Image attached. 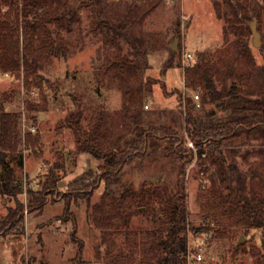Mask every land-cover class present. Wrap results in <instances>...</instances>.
<instances>
[{
  "label": "trees",
  "instance_id": "16d2710c",
  "mask_svg": "<svg viewBox=\"0 0 264 264\" xmlns=\"http://www.w3.org/2000/svg\"><path fill=\"white\" fill-rule=\"evenodd\" d=\"M261 4L215 0L225 32L237 39L216 56L200 54L197 64L186 70L187 86L203 89L200 103L189 97L178 110L152 113L144 110L154 81L145 77L148 40L140 28L149 8L139 0L124 4H116L115 0H0L3 74L20 77L23 71L28 82H36L54 58L68 59L79 45L75 34L83 30V10L87 12L86 35L101 37L106 44L105 62L96 67V75L101 83L104 75L110 82L118 81L124 96L120 118L99 108L89 114L76 110L63 119L64 126L75 135L76 151L99 162L96 170L88 169L70 182L69 188L76 202L86 201L89 217L100 230L99 252L106 246L104 256L98 253L102 263L187 264L190 228L185 164L197 157L205 171L211 170L210 187L200 193L202 204L208 208L206 216L217 222L227 217L245 235L259 231L258 264H264V196L248 188L236 160L229 161L225 153L205 149L210 144L233 147L241 130L245 131V139L260 140L264 145V62L255 67L250 46L242 40L244 33L250 34L253 18L261 19ZM3 7L7 8L5 12ZM174 35L180 36L179 30ZM125 43L129 46L126 49ZM260 50L264 61V40ZM170 53L172 60L166 62L167 66L177 55L173 50ZM17 125L16 115L0 104V185L5 196L15 199V206L0 219L3 237L23 233L25 211L43 210L45 194L57 188L59 173L64 170V164L57 161L41 179L40 191L30 187L26 208L17 198L23 184L14 177L6 155L18 151ZM189 142L194 148H189ZM133 171L150 176L136 185L127 177ZM102 184L103 195L93 203L95 191ZM66 202L64 214L71 205L70 199ZM136 215L145 216L152 229L141 234L140 243L126 240V247H118L114 231H128ZM210 229V225L192 227L195 234H208ZM73 240L78 243L76 259H81L76 264H83L84 242ZM137 253L139 260L135 258Z\"/></svg>",
  "mask_w": 264,
  "mask_h": 264
},
{
  "label": "rangeland",
  "instance_id": "374dc122",
  "mask_svg": "<svg viewBox=\"0 0 264 264\" xmlns=\"http://www.w3.org/2000/svg\"><path fill=\"white\" fill-rule=\"evenodd\" d=\"M127 1L134 0H115L116 4ZM214 1L139 0L149 8L140 28L148 40L149 67L145 77L154 81L152 92L148 93L144 102L145 111L159 113L163 110H178L185 105V100L192 97L194 87L187 86L186 71L181 64L184 51L193 52L197 58L202 53L213 57L237 39L230 32H225V22L218 17ZM248 1L251 4L262 2L263 6L261 19L256 18L261 44L254 47L251 31L250 34L244 33L242 38L250 46L255 67H260L264 62L260 50L264 40V1ZM219 4L223 5L221 2ZM6 10V7L2 8L3 12ZM80 15L83 30L75 34L80 40L75 53L66 60L54 58L42 73L41 81L28 82L23 71L20 77L10 73V77H6L0 72V104H3L5 111L16 115L18 120V151L6 155L14 177L23 184V192L17 198L26 208L29 202L28 189L32 187L40 191V181L46 177L50 168L57 161L64 164V170L59 173L61 180L57 188L45 194L43 210L33 213L25 211L23 233L0 236V264L79 263L81 259H76L78 243L74 242V238L84 242L83 264H105L98 259L99 243L102 240L100 230L89 217L86 201L76 202L75 194L69 188V183L85 171L96 170L99 162L89 154L76 151L75 135L64 126L63 119L76 110L89 114L99 108H104L118 119L123 109L124 96L118 81L110 82L104 75L101 83L97 77L96 67L105 62L106 44L101 37L86 35L87 12L83 10ZM176 30H179L180 36L174 35ZM20 34L22 36V29ZM176 37L179 38L177 55L173 64L167 66L166 62L172 60L170 45ZM128 47L125 43L124 48ZM31 125H35L37 130L28 135L27 126ZM205 149L225 153L229 161L231 158L236 160L240 170L245 173L248 188L264 196V145H261L260 140L245 139V131L241 130L236 135L233 147L218 148L210 144L205 145ZM210 174L211 170L205 171V165H201L197 157L193 162L185 164L190 228L188 249L202 254V260L195 264H258V252L261 249L259 231H250L245 235L227 217H221L217 222L206 216L208 208L205 203L202 204L200 193L202 189L210 187ZM149 176L144 171H133L127 177L139 185ZM103 190L104 184L95 191L93 203L100 201ZM67 199L71 200V205L68 213L64 214ZM14 206L15 199L5 196L0 185V219ZM201 225L211 226L208 234L193 233L192 227L198 229ZM151 229L152 224L145 216L136 215L128 231H114V241L118 247H126V240L132 244L140 243L141 234ZM242 236L245 240L235 249ZM100 249V254L104 256L106 246ZM135 258L139 260L140 254L137 253Z\"/></svg>",
  "mask_w": 264,
  "mask_h": 264
},
{
  "label": "built area",
  "instance_id": "2783aa9c",
  "mask_svg": "<svg viewBox=\"0 0 264 264\" xmlns=\"http://www.w3.org/2000/svg\"><path fill=\"white\" fill-rule=\"evenodd\" d=\"M198 58L193 52L190 51H184L182 53V59L181 64L182 68L186 71L188 68H192L197 64ZM6 77H10L9 73L5 74ZM203 89L202 87H197L192 92V97L194 98L195 102L200 103L201 97H202ZM146 108L149 107L148 104L145 105ZM24 128H26V124H24ZM28 133L34 134L36 132V126L31 125L27 126ZM189 145L191 148H194V145L192 142H189ZM192 256V260H191ZM202 260V254L200 252H191V250L188 249L187 253V264H195L196 262H200Z\"/></svg>",
  "mask_w": 264,
  "mask_h": 264
},
{
  "label": "water",
  "instance_id": "95a60500",
  "mask_svg": "<svg viewBox=\"0 0 264 264\" xmlns=\"http://www.w3.org/2000/svg\"><path fill=\"white\" fill-rule=\"evenodd\" d=\"M250 27H251V31H252V35H253V45H254V47H258L261 44V35H260L259 31L257 30V19L256 18H253V21H252ZM178 40H179V38L176 37L174 42L170 45V49H172L173 51L177 50ZM208 80H210V79H208ZM244 240H245V237L242 236L239 239L237 245H239Z\"/></svg>",
  "mask_w": 264,
  "mask_h": 264
}]
</instances>
